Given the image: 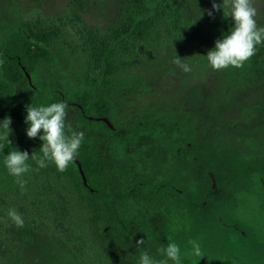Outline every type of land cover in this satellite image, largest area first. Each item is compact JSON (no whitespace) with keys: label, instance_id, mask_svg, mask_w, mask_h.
Returning a JSON list of instances; mask_svg holds the SVG:
<instances>
[{"label":"rangeland","instance_id":"1","mask_svg":"<svg viewBox=\"0 0 264 264\" xmlns=\"http://www.w3.org/2000/svg\"><path fill=\"white\" fill-rule=\"evenodd\" d=\"M158 1L148 2L149 13ZM170 1L187 5L189 24L200 11L202 15L189 25L187 43L162 33L146 39L111 76L120 81L116 90L109 87L106 94L112 107L109 121L118 129L105 134L80 124L71 106H67V122L83 131L104 159L109 174L105 190L118 200L119 208L124 206L121 194L136 178L148 186L163 181L172 186L178 218L151 217L144 225L145 243L140 248L155 255L156 247L171 240L181 246L182 256L187 255L191 264H264V77L253 75L250 60L240 68L213 71L207 66L200 45L207 38V8L215 0ZM252 5L257 9V24L264 26V0H252ZM71 9L79 11L88 29L103 33L130 11L121 0H0V41L32 16L57 17ZM50 51L52 63H42L11 96L0 99V119L11 118V131L17 128L25 134L24 103L36 105L41 100L43 104L41 90L51 100L47 103L54 101L50 92L57 90L63 101L74 106V94L91 87V79L85 77L90 73L87 55L70 30H62ZM177 55L191 71L180 69ZM11 144L31 153L25 145ZM8 150L5 146L3 151ZM5 174L0 166V188ZM28 180L53 181L36 176ZM59 188L68 213L83 233L95 237L100 231L87 224L85 218L90 216L75 204L70 186ZM4 191L0 189V196ZM6 193L15 200L11 192ZM28 196L27 190L24 197ZM17 210L25 221L22 228L0 217L7 264H82L83 260L85 264H136V240L106 238L109 243L103 241L80 259L43 219L38 217L32 227L25 210L19 206ZM189 239L201 245L204 256L199 260L188 252Z\"/></svg>","mask_w":264,"mask_h":264},{"label":"trees","instance_id":"2","mask_svg":"<svg viewBox=\"0 0 264 264\" xmlns=\"http://www.w3.org/2000/svg\"><path fill=\"white\" fill-rule=\"evenodd\" d=\"M121 1L130 11L104 33L88 29L79 11L74 9L57 17L35 15L10 30L0 41V99L11 96L15 87L27 80L25 73L29 78L33 77L42 63L54 61V55L50 51L51 44L60 37L63 29H68L87 55L90 73L85 77L91 79V87L76 92L74 106H67L76 109L80 124L95 126L105 134L114 133L118 129L115 123L110 128L104 121L95 118L106 117L111 121L112 107L106 94L109 93V87H115L116 90L120 85V81L117 78L112 80L111 76L121 69L124 59L141 42L161 33L184 43L189 41L188 9L184 2L160 0L154 4L152 13H149L146 5L150 0ZM213 3L221 2L215 0L207 8L204 19L207 38L200 45L203 55L213 47L222 33L226 34L230 30L232 23L230 18L223 17L222 9L212 11ZM209 11H212L211 16ZM249 60L253 75L256 78L264 77V46H257L255 54ZM41 92L43 104L47 103L45 100L51 101L43 90ZM50 93L54 101L62 100V94L57 90ZM40 103L42 104L41 100ZM30 104L31 101L26 100L24 107ZM18 130L14 128L8 139L18 146L29 147V154L34 151L39 155L41 141L38 138H28ZM76 159L85 182L73 161L65 171L59 172L55 165L38 169L30 160L32 167L22 177L25 181L23 189L17 185L14 177L5 174V178L1 179L0 189L11 192L15 200L11 201L9 194L4 191V195L0 196V217L7 218L6 212L13 206L25 210V215L30 216L29 224L32 227L40 217L54 236L59 235L68 241L74 254L80 259L84 254L90 255L106 238L142 239L145 235L144 225L153 216L174 221L178 218L172 197L173 188L167 181L148 186L143 180L136 178L121 194L120 201L124 202V206L119 208L118 200L105 190L109 180L105 161L88 141L82 142ZM30 176L47 177L53 181L36 183L37 181L28 180ZM59 185L70 186L71 195L76 198L75 204L90 216L85 221L90 227L100 231L95 237L83 233L77 219L68 213V204L63 201ZM27 190L30 196L28 198L24 197ZM16 200L25 201L27 205L24 206L21 202L18 204ZM0 264H7V252L1 240ZM82 264H85L84 260ZM181 264H191L187 255L182 256Z\"/></svg>","mask_w":264,"mask_h":264},{"label":"clouds","instance_id":"3","mask_svg":"<svg viewBox=\"0 0 264 264\" xmlns=\"http://www.w3.org/2000/svg\"><path fill=\"white\" fill-rule=\"evenodd\" d=\"M217 9H222L223 17L230 18L232 23L230 30L226 34L222 33L221 37L215 40L213 47L204 54L207 66L213 71L230 67L240 68L255 54L257 46H264V26L257 24V9L253 7L252 0H222V3H213L212 11ZM212 11L208 12L210 16ZM201 15L200 11L195 19ZM175 63L182 71H191V66L178 55ZM66 117L67 103L62 100L47 104L31 103L26 106L25 134L28 138H38L41 141L39 155L34 151L29 154L13 147L8 139L11 118L5 115L0 119V166L15 178L21 189L25 184L22 177L32 167L30 160L38 169L55 165L57 171L63 172L78 156L79 148L85 140V133L74 130ZM5 146L9 148L7 154L3 151ZM6 216L8 221L17 227L22 228L25 224L22 215L14 206L8 208ZM135 243L139 252L136 264H181L182 249L174 241L161 243L156 247L155 255L139 247L144 245V239H139ZM187 245L192 257L199 260L204 256L198 241L189 239Z\"/></svg>","mask_w":264,"mask_h":264},{"label":"water","instance_id":"4","mask_svg":"<svg viewBox=\"0 0 264 264\" xmlns=\"http://www.w3.org/2000/svg\"><path fill=\"white\" fill-rule=\"evenodd\" d=\"M25 74H26L27 78H29V75L27 73H25ZM95 119L96 120H102V121H104L110 128H112V124L110 123V121H109L108 118H106V117H99V118H95ZM73 162L77 165V168H78V170H79V172L81 174L82 180H83V182H85L84 176H83V173H82V170H81V166L79 164V161L75 158L73 160Z\"/></svg>","mask_w":264,"mask_h":264}]
</instances>
